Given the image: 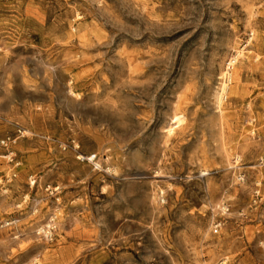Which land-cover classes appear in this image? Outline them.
<instances>
[{"label":"rangeland","instance_id":"obj_1","mask_svg":"<svg viewBox=\"0 0 264 264\" xmlns=\"http://www.w3.org/2000/svg\"><path fill=\"white\" fill-rule=\"evenodd\" d=\"M4 137L0 264H264V0H0Z\"/></svg>","mask_w":264,"mask_h":264},{"label":"built area","instance_id":"obj_2","mask_svg":"<svg viewBox=\"0 0 264 264\" xmlns=\"http://www.w3.org/2000/svg\"><path fill=\"white\" fill-rule=\"evenodd\" d=\"M16 138L15 137H4L1 141H0V147L3 149H9L10 147H12L13 145H15L16 143ZM11 224V223H10ZM9 225V224H8ZM48 225V224H47ZM47 228V232L46 234L50 235L49 233L54 229V223L53 221L49 222V225L46 226ZM217 232V226L214 229V233Z\"/></svg>","mask_w":264,"mask_h":264},{"label":"bare ground","instance_id":"obj_3","mask_svg":"<svg viewBox=\"0 0 264 264\" xmlns=\"http://www.w3.org/2000/svg\"><path fill=\"white\" fill-rule=\"evenodd\" d=\"M236 62V61H235ZM230 64V63H229ZM234 63L233 62H231V66L233 65ZM226 75V74H225ZM229 83V78L226 80V81H224V83L222 84V86H221V92H222V94H223V92H225V89L227 88V84ZM222 94H220V100H219V105H220V103L222 102L221 101V95ZM173 118H175L174 120H173V122H172V125H175V124H179L180 123V119L181 118H178L177 117V115H175ZM172 125L170 126V129H169V131L168 132H170L171 133V131H172ZM176 126V125H175ZM177 127V126H176ZM51 221H52V219H51ZM48 226V225H47Z\"/></svg>","mask_w":264,"mask_h":264}]
</instances>
